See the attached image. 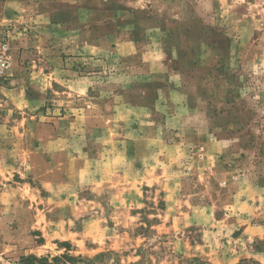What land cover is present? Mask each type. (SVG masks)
Returning a JSON list of instances; mask_svg holds the SVG:
<instances>
[{"label": "rangeland", "instance_id": "obj_1", "mask_svg": "<svg viewBox=\"0 0 264 264\" xmlns=\"http://www.w3.org/2000/svg\"><path fill=\"white\" fill-rule=\"evenodd\" d=\"M100 1L157 53L54 66L0 11V264H264V0Z\"/></svg>", "mask_w": 264, "mask_h": 264}, {"label": "crops", "instance_id": "obj_2", "mask_svg": "<svg viewBox=\"0 0 264 264\" xmlns=\"http://www.w3.org/2000/svg\"><path fill=\"white\" fill-rule=\"evenodd\" d=\"M91 5L87 0H6L0 2V11L6 18L15 19V12L26 17L24 21L29 23L30 31L18 39L17 47L24 50L34 47L38 54L48 56L54 66H71L73 60H88L104 49L122 54L123 58L157 53H144L136 43L138 38L128 37L126 27L127 32L119 31L123 27L119 26L113 8ZM202 135L205 138L206 133ZM7 246L0 244V248Z\"/></svg>", "mask_w": 264, "mask_h": 264}, {"label": "trees", "instance_id": "obj_3", "mask_svg": "<svg viewBox=\"0 0 264 264\" xmlns=\"http://www.w3.org/2000/svg\"><path fill=\"white\" fill-rule=\"evenodd\" d=\"M69 245V244H66ZM69 250L66 247V252L55 256H35L32 254L22 256L18 264H78L80 261L83 264H94L96 259H99L104 253H99L92 258L86 256H73L67 252Z\"/></svg>", "mask_w": 264, "mask_h": 264}, {"label": "built area", "instance_id": "obj_4", "mask_svg": "<svg viewBox=\"0 0 264 264\" xmlns=\"http://www.w3.org/2000/svg\"><path fill=\"white\" fill-rule=\"evenodd\" d=\"M10 41L0 38V76L5 75L10 66Z\"/></svg>", "mask_w": 264, "mask_h": 264}]
</instances>
